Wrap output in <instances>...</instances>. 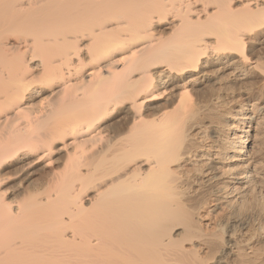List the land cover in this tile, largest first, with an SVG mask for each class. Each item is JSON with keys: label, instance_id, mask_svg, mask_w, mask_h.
<instances>
[{"label": "bare ground", "instance_id": "6f19581e", "mask_svg": "<svg viewBox=\"0 0 264 264\" xmlns=\"http://www.w3.org/2000/svg\"><path fill=\"white\" fill-rule=\"evenodd\" d=\"M0 264H264V0H0Z\"/></svg>", "mask_w": 264, "mask_h": 264}]
</instances>
